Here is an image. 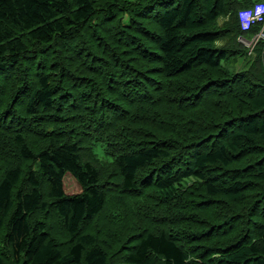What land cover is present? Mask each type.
I'll use <instances>...</instances> for the list:
<instances>
[{"label": "trees", "instance_id": "obj_1", "mask_svg": "<svg viewBox=\"0 0 264 264\" xmlns=\"http://www.w3.org/2000/svg\"><path fill=\"white\" fill-rule=\"evenodd\" d=\"M261 1L0 0V264H264Z\"/></svg>", "mask_w": 264, "mask_h": 264}, {"label": "built area", "instance_id": "obj_2", "mask_svg": "<svg viewBox=\"0 0 264 264\" xmlns=\"http://www.w3.org/2000/svg\"><path fill=\"white\" fill-rule=\"evenodd\" d=\"M261 9H264V1L256 2L252 7L241 9L237 12L239 25L242 30L247 29L251 22L261 21L264 18V10ZM259 37H264L262 30L250 40L240 38V42L251 49Z\"/></svg>", "mask_w": 264, "mask_h": 264}, {"label": "rangeland", "instance_id": "obj_3", "mask_svg": "<svg viewBox=\"0 0 264 264\" xmlns=\"http://www.w3.org/2000/svg\"><path fill=\"white\" fill-rule=\"evenodd\" d=\"M69 184H70V185H73L72 181H69Z\"/></svg>", "mask_w": 264, "mask_h": 264}, {"label": "clouds", "instance_id": "obj_4", "mask_svg": "<svg viewBox=\"0 0 264 264\" xmlns=\"http://www.w3.org/2000/svg\"><path fill=\"white\" fill-rule=\"evenodd\" d=\"M261 10H264V9H261Z\"/></svg>", "mask_w": 264, "mask_h": 264}]
</instances>
